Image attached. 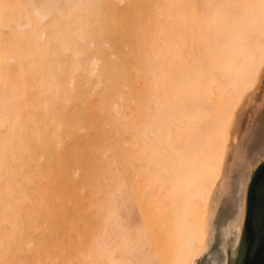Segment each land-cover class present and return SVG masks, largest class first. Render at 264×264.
<instances>
[{"label":"bare ground","instance_id":"bare-ground-1","mask_svg":"<svg viewBox=\"0 0 264 264\" xmlns=\"http://www.w3.org/2000/svg\"><path fill=\"white\" fill-rule=\"evenodd\" d=\"M263 78L259 0H0V264H227Z\"/></svg>","mask_w":264,"mask_h":264},{"label":"water","instance_id":"water-1","mask_svg":"<svg viewBox=\"0 0 264 264\" xmlns=\"http://www.w3.org/2000/svg\"><path fill=\"white\" fill-rule=\"evenodd\" d=\"M227 264H264V160L252 173L243 228Z\"/></svg>","mask_w":264,"mask_h":264},{"label":"snow or ice","instance_id":"snow-or-ice-1","mask_svg":"<svg viewBox=\"0 0 264 264\" xmlns=\"http://www.w3.org/2000/svg\"><path fill=\"white\" fill-rule=\"evenodd\" d=\"M259 9H260V15L262 20H264V0H259ZM226 135V125L220 129L218 132V142L222 145L224 142V136ZM213 177H215V173H213Z\"/></svg>","mask_w":264,"mask_h":264},{"label":"rangeland","instance_id":"rangeland-1","mask_svg":"<svg viewBox=\"0 0 264 264\" xmlns=\"http://www.w3.org/2000/svg\"><path fill=\"white\" fill-rule=\"evenodd\" d=\"M264 79V78H263ZM260 101V100H259ZM259 103V102H258ZM258 166V165H257ZM256 166V167H257ZM255 170V169H254ZM252 176V175H251ZM250 179H251V177H250ZM250 179H249V182H250ZM249 182H248V185H247V189H246V196H245V212H246V199H247V190H248V186H249ZM245 212H244V218H245ZM243 222H244V220H243ZM242 228H243V226H242Z\"/></svg>","mask_w":264,"mask_h":264}]
</instances>
